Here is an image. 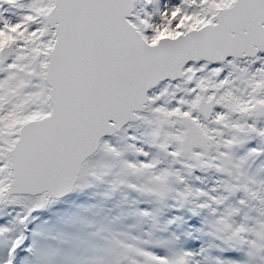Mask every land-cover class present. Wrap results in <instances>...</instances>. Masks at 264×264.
<instances>
[{"label": "snow or ice", "instance_id": "1", "mask_svg": "<svg viewBox=\"0 0 264 264\" xmlns=\"http://www.w3.org/2000/svg\"><path fill=\"white\" fill-rule=\"evenodd\" d=\"M0 264H264V0H0Z\"/></svg>", "mask_w": 264, "mask_h": 264}]
</instances>
